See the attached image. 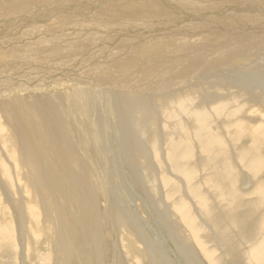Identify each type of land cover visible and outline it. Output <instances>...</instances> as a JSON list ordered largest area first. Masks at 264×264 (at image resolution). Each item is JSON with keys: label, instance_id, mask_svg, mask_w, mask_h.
<instances>
[{"label": "rangeland", "instance_id": "1", "mask_svg": "<svg viewBox=\"0 0 264 264\" xmlns=\"http://www.w3.org/2000/svg\"><path fill=\"white\" fill-rule=\"evenodd\" d=\"M40 1H42L41 3L44 2L47 3L46 1H51V0H40ZM59 1L64 2L65 5H62L61 8L60 6H57L56 10L55 9L53 10L54 14L49 13L47 10L37 12L36 11L37 9H35V7L28 5V3H31L28 0L0 1L1 2L0 10L3 9L0 12L4 11L3 14L0 13V26L3 29L7 25V28H5V30L3 29L4 31L0 27V53H1L0 55V121L3 120L0 126H4V128L0 130V247L2 248V249L0 248V264H114V263L115 264H212V262L215 264V262L213 261L214 260L213 257L210 255L211 249L212 250L214 249L215 256L217 260H219L220 264H249V263L262 264L260 259L257 262H254L251 261V259L248 260L247 257L245 256L244 257L247 263L242 260L240 261V263H235L232 260V257H235L237 255L236 253H238V256L240 254L244 255L245 252L244 249L247 248L246 246L247 244L244 245L246 248L245 247L243 248L242 244H240V241H238L242 239L243 235L246 236V231L245 233H241L244 232V230L241 229L242 227L240 226L242 225L240 222L241 218H239L240 214L238 215L235 212H233L232 208L233 207L236 208L237 211L242 210V207L245 206L247 209H251V208L253 209L255 205H257V202H259V198L263 194V190H264L263 188L264 185H262L264 184V178H263L264 171H262L264 170V150H263L264 149V140H263L264 112H261L264 109L263 107H260V111L258 113L256 114L251 113V109L253 107L257 108L258 103H260V101L258 103H256L257 101H253V100L248 102V100L245 99L248 96H247V92L244 91V89H240L239 92H235L233 94L228 92L227 90H223V92L220 91L222 93L219 92L220 94L225 95L227 97L230 96V100H232V103L234 102L233 104L234 107L228 112V114L226 115L227 117L225 116L227 120L224 119L225 124L224 123L222 124L223 127L228 129L229 126L230 129V125H232L234 127L231 126L232 127L231 129L236 130L235 127L237 128L240 127L238 123L241 124L242 122H245V121L240 122L238 121V119L242 120V118L245 117L247 119L246 123L248 122L247 124H249L248 126L251 133L255 134L258 131L257 129H259V131L255 135L258 138H261V135L263 134L262 138L258 139L255 138V135L251 134L248 130V133L245 135V137L241 139L240 144H237V146L231 148L232 150L235 149L234 153L235 154L237 153V155L236 156L233 155V151L229 150V153L230 151L232 152L230 153V156L233 162L232 161L231 162L236 163V160H239L237 161V164H233V165L237 173V180L239 181L236 187L237 196L242 197V199L239 200L238 204L231 206L230 209L232 211L231 217H228L227 211L223 208V206H221L222 203L220 202L219 198H217L216 193L214 191H210V189L207 186L206 187L204 186V192L205 193L207 192L206 195L208 197L210 204L213 207L215 216L209 218L204 214V212L201 211V208L205 209L206 205L204 203L201 204L197 203L198 200L196 201L195 199H193L194 198L193 192L191 190L190 185H188L189 183H187V181L183 178V176H180L181 174L179 175L177 174L179 171L176 170L175 164L174 163L172 164V161L170 160L169 157L170 142L169 143L166 142V139L168 138L167 135L169 134V132H167L168 130V127L166 126L167 123L163 119L162 114L160 115V119H161L160 124L159 125L156 124L151 131L154 133L156 130V134L152 135L150 131H148L149 135H147L146 136L147 138H145V140H148V142L147 143L144 142L145 144L142 143L144 141V138L143 140L141 139L142 137L140 139L138 138L139 137L138 133L140 130L131 131L132 133L130 132L127 133L126 131L127 134L129 133L131 134V136L130 134L129 136L127 135L128 137H132V134H134L133 137L135 138L134 140H132L133 137L129 138L131 142L129 143V149H127L128 151H130V154L132 156L131 155L126 156L121 151L122 142H120L121 138L117 135L116 124L118 121L117 120L118 115L120 114L119 113L120 109H118L119 108V104H118L119 100H117L118 97L133 96L137 98L138 97L142 98L143 103H147L149 101L148 102L149 104L147 103L148 106L151 108V110H155L159 108V106L160 107L162 106L163 104L162 101L165 100L163 99L164 97L167 98L170 96L167 92H169L170 94L174 92H180L182 96L179 97L178 95L179 93H177L176 97L174 98V101H176V99L178 98H182V101L180 100V102L182 103L187 98H189L190 100V96H192L191 98L194 99V97L198 95L197 97H195L194 100L191 99V101H193L194 103L189 101L188 99L187 102L189 101V104L192 106V104H195V100L197 103L199 100L203 99L204 105H206L208 101L211 100V102L209 101V103L207 104V106L209 107L210 106L209 104H212L213 102L212 101L213 94L218 93L217 90L215 89H218L219 86H221L222 88L223 87L228 88L227 86L229 84V87H231L232 79H234L235 76L239 77L238 75H240V77H245L243 72H246L247 75L251 71L256 69V67L257 68L260 67L263 70L264 63L263 61H262L263 64L261 63V57L264 58V42H263L264 31L262 32L261 31L262 28H259L256 25H264V13H263L264 6L263 5H262L263 7L257 6L251 10L244 8L238 9L233 7L232 9L223 12L224 10L222 11L221 8L218 7L225 5L229 6L228 4H226L227 1L228 3H231L234 0H225V1L213 0L214 2L210 4L209 3L203 4L202 0L200 1L201 3L198 0H191L192 2H188L189 0H185V1L167 0V2L165 0H149V1L148 0H100V1L99 0H64V1L59 0ZM168 1H170L171 4H169ZM222 1H224V3H221ZM237 1L240 2V0ZM193 2H195V4ZM216 2L220 3V5H217ZM102 3L103 5L101 6ZM50 5L52 6L51 3ZM11 6H14L16 8ZM71 6H74L73 8H75L76 11H81V13L78 12H73V13L75 15H78L79 18H82V20H84L85 22H87V19L89 21V18L91 16L94 19L91 17L93 20L90 19L91 22H87L86 24L88 25L85 26V24H77L80 20L78 16L72 14L71 17H66L69 18L67 20L65 19V21H67L66 23L65 21L62 20L64 19L63 14L68 9V7ZM9 7L11 9V10L9 9L10 11L7 10ZM26 7H29L27 13H24V15L18 14L21 11H22L21 13L25 12L26 11L25 9H27ZM30 7L32 8V10L30 9ZM210 7H212L211 10H214L213 12H208L211 11ZM217 9H220L221 12L220 11L215 12ZM60 11H64V12L60 13ZM16 12L17 14H15ZM33 12L34 14L31 15L30 13ZM92 12H95L97 14ZM198 12L201 13L198 14ZM187 13L189 14L192 13V14L190 15V17H188ZM27 14L30 15L27 16ZM194 14L195 17H192V15ZM9 15L14 18V19L11 17L9 18L12 19L10 20L11 22L8 20ZM14 15H16L17 17ZM176 16H178V18ZM134 18L138 19V21L134 20ZM15 19L17 20L15 21ZM105 19L107 21H105ZM1 20L3 22L2 24H4L5 21L6 25L4 24L2 26ZM169 20L171 21L173 20L174 22L177 20L178 22L174 23L172 21L173 22L172 24V22ZM182 20L183 23H181ZM20 21L23 22L20 23ZM249 21H254L257 23V24L253 23V25L255 26L258 32L249 29V27L246 24V22ZM14 22L16 23L17 27ZM179 22L181 24H179ZM8 24L14 26V28L12 29L13 32L11 30L12 27L9 26ZM137 24H141V25H137ZM177 24L181 25V28ZM26 25L27 28L23 29V27H26ZM76 25L77 28H75ZM134 25L137 26L134 27ZM176 25L177 28L179 29L177 28L174 29ZM56 26H58V28ZM15 27L18 29H16ZM40 27L43 29V31H40L41 30ZM183 27L186 28L183 29ZM72 29L76 30V33L70 36L69 31H71ZM172 29H174L175 31ZM191 29L192 31L190 32ZM202 29L206 31H203ZM8 30L11 31V34L10 31ZM51 30L52 31L54 30L53 31L54 33ZM138 30L140 31L142 30L144 32L141 31L142 32L141 33ZM158 30L161 31L158 32ZM211 30L217 31L215 32L217 34H215L214 32H210ZM32 31H34L33 34ZM260 31L262 33H260ZM22 32H23L22 34L23 36L21 35ZM38 32L41 33L38 34ZM126 32L128 35H125ZM152 32H154V34ZM183 32H186L185 34H187V36L186 35L185 36L187 37V39L184 36ZM188 32L191 34H188ZM1 33H7L8 35ZM55 33L57 34V37ZM150 33L151 36L149 35ZM180 33L183 34V37ZM31 34L32 36L30 37L29 35ZM137 34L138 36H136ZM199 34H201L202 36H200ZM140 35L142 37H140ZM209 35L213 38L207 37L209 40L208 41L206 36ZM20 36H22L21 39ZM119 36L122 37V39L123 37L125 39L123 40L120 39L119 41H115L114 44L113 43L107 44L108 41L114 40L113 38ZM193 36H195L196 38ZM199 36L200 37L205 36V37L202 39ZM10 37L12 39L13 37L16 38L12 40ZM23 37H26V41H24ZM156 37H158V39ZM1 38H3V40H1ZM30 38L32 40H28ZM52 38L54 39V42H52L53 41ZM128 38L130 40H128ZM205 39L206 41H204ZM179 40L181 41L183 40V42L181 41L179 42ZM219 41L220 43H217ZM36 42L39 44L37 45ZM40 42H44L43 45ZM46 42L47 43L50 42V43L46 45ZM215 43L218 45H216ZM99 44L100 45L102 44L101 47ZM11 45H13L14 47H12ZM36 45L38 47H36ZM56 46H58L59 48ZM111 46L114 47L112 48ZM188 47L190 49H187ZM192 47H194V49ZM21 48H23V50ZM166 48L169 50H167ZM181 48L183 49V51H180L182 50ZM5 50L8 51L6 52ZM24 50L26 54L24 53ZM118 50L119 53L117 54L122 56V58L121 59L120 57L116 59L111 58L113 56L112 54L118 56L115 54L116 51L118 52ZM184 50H186L185 52L188 53H185ZM210 50L214 52L213 55H211L212 52ZM218 50L223 51L221 52V57L220 54H217ZM60 51L62 52L65 51L66 54ZM207 52L209 53V55ZM174 53H176V55ZM192 53L193 55H191ZM23 54L25 57L23 56ZM166 54L168 57L165 56ZM106 58L107 59L111 58L112 60H108V62L106 63L105 62ZM177 58L179 59L177 60ZM4 60L5 62H3ZM102 62L105 63L104 65L100 66V63ZM125 63L128 64L125 65ZM186 63H188L187 66H184ZM88 64L89 65L91 64V66H89ZM129 64L131 65L129 66ZM259 64L260 65L262 64V67L259 66ZM121 65L124 67H122ZM98 66L101 68H99ZM252 66L253 68H251ZM107 67L110 68L111 70L107 69ZM172 67L177 68V70L174 71ZM91 68H93L92 69L93 71L91 70ZM132 68L136 70L138 68L141 71L138 70V72H135V74L133 73L131 74L130 72ZM114 69L116 70V72L118 71L119 73L118 72L116 73ZM161 69L162 71L161 73H159ZM150 70L151 72L149 73ZM109 73L111 75L109 77L110 79L107 77V75L109 76ZM103 76H105L106 78H104ZM120 76H122V78ZM96 78H98L99 81ZM109 80L110 81L112 80L113 82L111 81L110 84ZM208 82L211 84V86L212 85L214 86V84L216 83L214 87L217 86L218 88L217 87L214 88L213 86L210 88ZM220 82L221 84H223V86L220 84ZM197 90H199V92H196ZM225 92L227 93V95ZM254 92H256L257 94L260 93L264 96V92L262 90L257 89L256 91L254 90ZM183 94H185L187 98L184 97ZM220 94H218V96ZM234 94L236 96H234ZM205 97L206 99L209 100L206 101ZM241 100L247 101L249 103L248 110L244 111L243 109H241V105H240L242 103ZM77 101H79V104L77 103ZM160 101L162 103H159ZM197 104H195L193 107H198V106H200L201 108L205 107L204 105H202L203 104L202 101L201 102L199 101ZM48 105L52 106L55 110H53ZM236 108H238V110ZM31 110L38 111L39 114H42L43 112V114L48 117L46 119L47 122H44L45 118L43 117L42 114V118H43L42 123L44 124L43 126L46 128V132L48 133L47 135L48 138L44 137L43 135H41L40 138V133H38V131L39 128L42 127L41 125L42 123L37 125L36 127L34 126L35 123H33L32 125V121H31L30 124L32 127L31 128L28 127V125L30 124L29 122L27 123L28 119L26 120L25 117L28 116L27 118H29L28 114L30 113ZM240 110L242 112H240ZM54 111H57L60 117L62 118L64 117L65 121L63 122V124L65 123L66 124V125L64 124L65 127L69 128V129L66 128V132L68 135L67 136L68 139L72 142V144L74 143L73 153L76 159L75 164H71L66 159V156L65 155L63 156V153H61V149L57 147V146L61 147L62 145V143H59L61 141L59 140L60 138L59 139L57 138L58 132L60 131L59 128L60 126L57 125L56 122H54V120H52L53 118L50 117L51 118L50 119L48 115V113L55 114ZM9 112H14L15 116H13L12 113L10 115ZM24 113L27 114V116ZM236 113L237 116L235 117ZM8 114H9L8 117H12V119L14 117L15 120L18 119L16 120L17 122L15 124L16 127L14 126L11 127L13 123L9 124L8 122L9 118L7 117L6 119L5 117ZM19 114L20 116H16ZM251 114H252V120L248 118L249 115L251 117ZM151 117H154V119H156L158 116L157 117L156 115L154 116V112H152ZM19 118H21L22 120L21 119L19 120ZM62 118L61 120H63ZM48 120H50V122L52 121L53 125L49 124L50 122ZM157 120L158 119H156L155 121ZM164 121L166 124L164 123ZM18 124H20L19 127ZM23 124L25 125L24 127L22 126ZM47 125L49 127H47ZM50 125L52 127H50ZM122 125H124V123ZM21 127H23L24 129ZM79 127H83L85 130V134L83 133L82 136H81V129ZM251 127L253 130H251ZM23 131L26 132L25 137L26 136L30 137V139L29 138L27 139V137L25 139V137L22 136L23 142L20 143L21 141L20 137L21 135H24ZM142 131L146 132L147 130H142ZM163 131L164 133H162ZM18 133L20 137L17 136ZM35 134L39 136L38 139ZM33 135L34 138L32 140ZM154 135L156 137H154L153 139ZM166 136L167 138H165ZM51 137H53L54 139H51ZM152 139H153V144L150 143V140ZM27 140L28 141L31 140V142L29 141V143H27L26 142ZM62 140L67 144L64 135L62 137ZM171 140L174 141V137H172ZM253 142L254 143L256 142V144L254 145ZM7 143H11V144L7 145ZM32 143H34V146H32L33 145ZM135 143L137 144L141 143L145 146L146 144H149L148 145L149 147L146 146L148 152L142 153L141 155L140 152L135 150L136 149L134 148ZM12 144L14 146L16 145L17 146L14 147ZM45 144L47 146H45ZM153 145L154 147H156V145L157 146L160 145V146L154 149ZM257 145L259 147H257ZM23 146H24V150H23ZM40 147L42 148V150ZM160 147L162 149H160ZM249 147H253L252 148L253 150L249 149ZM17 148L19 150H17ZM244 148L247 150H245ZM253 151L255 152L253 160L257 159V162L261 164V168H260L261 171L259 173L256 172V170H258V167L253 168L250 165V162L246 161L245 158L247 156L252 155ZM21 152H23V155ZM27 152L29 153V156ZM195 153L200 155L199 150H196ZM234 158H236V160H234ZM261 158L263 160L262 161L263 163L261 162ZM19 159L21 160L19 161ZM201 160L200 161L196 160V162L199 163L197 164V167L199 169L198 177L200 178V181L202 180L203 175L207 171L206 169L204 171L203 169L204 166L201 163ZM42 162L43 163L45 162L44 164H42L44 167H42L40 164ZM192 162H193L192 164H195V160L194 161L192 160ZM239 162H241L242 164H239ZM53 163L56 164V167L55 164ZM100 163L102 166L100 165ZM235 166L238 167L236 168ZM251 167L255 170V172L252 170ZM52 168H54L56 172L52 170ZM247 170H249L250 175L248 174ZM56 173L60 177H58V175H56L57 176L56 177L55 176ZM139 174L142 175V178L144 176L145 181L140 177ZM148 174L151 175L150 182L147 181ZM259 176L261 177L262 180L259 179L260 178ZM56 180L59 182H57ZM245 180L248 182L247 185L243 183V181ZM167 181H169V183ZM45 182H47V184ZM69 182L71 183V185L73 184L74 187L69 185ZM49 183H51L53 186H51V184ZM185 183L188 186H186ZM92 184L94 185V187ZM176 186H179L181 188V199L184 200V202H186L189 205L188 207L191 208L190 215H192L194 218H197L195 219L196 222L198 223L199 226L201 225L200 226L201 228L203 227L202 229L203 233L204 232L206 233V234L204 233V237H203L205 240L201 238L200 235H197L195 231L189 228V224L187 223L186 218H184L185 215L183 211L181 212V210H179L178 207L176 206L177 204H180L182 201H180L179 198L177 200L176 197L173 198L171 195H169V193L174 195L173 189ZM44 187H46V192ZM82 187L84 189L83 192L85 194H83V192H80ZM106 187L107 189H105ZM49 188L52 189L50 190ZM70 188L72 190H70ZM252 189L256 191L252 192ZM49 191L50 193L53 194H50ZM248 191L252 197L249 195ZM251 192L254 194H252ZM77 195L80 198H78ZM121 196H125V197L120 199ZM76 198L78 199L76 200ZM86 200L89 202H85ZM53 202L54 203L57 202V203L52 204ZM113 202L116 203V205ZM110 204H112L111 207ZM216 204H218L217 207ZM34 206L38 208H35ZM218 206L219 209H217ZM115 207H117V209H115ZM20 209H24V210L22 211ZM27 210L28 211L31 210L30 211L31 213L30 212L28 213ZM109 212H111L110 215H108ZM202 214L203 216H205V218L202 216ZM113 216H115L117 219ZM32 217L36 220H34ZM57 219H59V221ZM207 220H209V222ZM231 220L236 221V224L229 225L230 223H232ZM62 221H64V223ZM51 223H54L53 226ZM233 225L234 227H232ZM238 226L240 227L239 229ZM52 227H54V229ZM57 227L58 229H56ZM233 228L236 229L234 230ZM222 230H226V231H222ZM226 232L232 235L231 239L226 238L225 236ZM219 233L221 236L219 235ZM62 235L65 238L68 237V241L67 238L66 241L64 239H61ZM58 238L59 240L61 239L60 240L61 242L62 240H64L62 242L64 246H62V243H61L62 247L58 245L59 244ZM92 238H93V242H92ZM198 239L201 243L200 242L198 243L197 241ZM220 239H222V241ZM223 239L226 242H224ZM64 242H66V244L68 243L70 246L68 244L66 245ZM210 242H212L213 244L212 243L210 244ZM227 242L229 245H227ZM4 243L7 244L5 245ZM224 244L227 246H225ZM6 246H9L13 252L8 257L5 255L8 253L7 250L5 249ZM186 251H189V253ZM230 251L232 253H230ZM191 253L192 256L190 255ZM62 255L64 256V258L61 257ZM209 257L211 260L209 259Z\"/></svg>", "mask_w": 264, "mask_h": 264}, {"label": "bare ground", "instance_id": "2", "mask_svg": "<svg viewBox=\"0 0 264 264\" xmlns=\"http://www.w3.org/2000/svg\"><path fill=\"white\" fill-rule=\"evenodd\" d=\"M1 1V0H0ZM4 1H6V0H4ZM23 1V0H22ZM27 1V0H26ZM28 1H30L31 3H28V5H30V6H32V7H35V9H37L36 11L37 12H39V11H45V10H47L49 13H52V14H54V9L56 10V7L57 6H60V8H61V6L62 5H65V3L64 2H60L59 0H51V1H46L47 3H41L42 1H40V0H28ZM64 1V0H63ZM100 1V0H99ZM149 1V0H148ZM166 2H167V0H165ZM171 1V0H170ZM170 1H168L169 2V4H171L170 3ZM175 1V0H174ZM185 1V0H184ZM199 2L201 1V0H198ZM203 2V4H206V3H213L214 1L213 0H202ZM225 1V0H224ZM224 1H222L221 3H224ZM12 2H14V1H12ZM188 2H192L191 0H189ZM1 3V2H0ZM19 3V2H18ZM18 3H16V4H18ZM21 3V2H20ZM24 3H25V1H24ZM50 3L52 4V6L50 5ZM64 3V4H63ZM194 4H195V2H193ZM201 3V2H200ZM217 3V2H216ZM226 3V2H225ZM7 4V3H6ZM5 4V5H6ZM15 4V5H16ZM27 4V3H26ZM168 4V3H167ZM175 4V3H174ZM226 4H228L229 6H227V5H225V6H219L218 8H221V10L223 11V12H225L226 10H229V9H232L233 7H235V8H238V9H241V8H244V9H253V8H255V7H257V6H261V7H263L264 6V0H240V2L239 1H237V0H234L233 2H231V3H228V1H227V3ZM1 5V4H0ZM9 5H11V4H9ZM103 5V3L101 4V6ZM166 5V4H165ZM192 5V4H191ZM217 5H220V3H217ZM263 5V6H262ZM17 6V5H16ZM25 6H27V5H25ZM171 6H173V5H171ZM8 7V6H7ZM11 7H14V6H11ZM18 7V6H17ZM63 7H65V6H63ZM74 6H71V7H68V9L66 10L65 8V13L63 14L64 15V19H62L63 21H65V19L67 20V19H69V18H66V17H71V15L72 14H74L73 12H78V13H81V11H76L75 10V8H73ZM168 7V6H167ZM177 7V6H176ZM178 7H180V6H178ZM214 7V6H213ZM1 8H3V7H1ZM14 8H16V7H14ZM21 8V7H20ZM19 8V9H20ZM27 9H25L26 11L25 12H23V13H18V14H23L24 15V13H27V10H28V8L29 7H26ZM59 8V7H58ZM171 8V7H170ZM172 8H175V7H172ZM10 9V7L7 9V10H9ZM30 9L32 10V8L30 7ZM212 9V7H210V10ZM214 9V8H213ZM257 9V8H256ZM1 10H3V9H1ZM0 10V11H1ZM11 10V9H10ZM9 10V11H10ZM24 10V9H23ZM30 10V11H31ZM167 10H169V9H167ZM258 10V9H257ZM18 11V10H17ZM35 11V10H34ZM247 11H249V10H247ZM4 12V11H3ZM3 12H0V13H2L3 14ZM14 12H15V10H14ZM62 12H64V11H60V13H62ZM168 12V11H167ZM170 12V11H169ZM241 12V11H240ZM253 12V11H252ZM255 12H257V11H255ZM6 13V12H5ZM29 13V12H28ZM36 13V12H35ZM77 13V14H78ZM82 13H84V12H82ZM86 13V12H85ZM90 13V12H89ZM88 13V14H89ZM92 13H95V12H92ZM114 13H116V12H114ZM264 13V12H263ZM14 14V13H13ZM15 14H17V12L15 13ZM31 15L32 14H34V12L33 13H30ZM29 14V15H30ZM95 14H97V13H95ZM101 14H103V13H101ZM170 14V13H169ZM178 14H180V13H178ZM187 14H189V13H187ZM28 14H27V16H29ZM41 15V14H40ZM75 15V14H74ZM73 15V16H74ZM93 15V14H92ZM107 15V14H106ZM171 15V14H170ZM3 16V15H2ZM5 16V15H4ZM14 16H16V15H14ZM75 16H78V15H75ZM74 16V17H75ZM94 16V15H93ZM110 16V15H109ZM113 16V15H112ZM7 17V16H6ZM11 16L9 15V17H8V20L10 21V20H12V19H9ZM17 17V16H16ZM15 17V18H16ZM23 17V16H22ZM61 17V16H60ZM86 17V16H85ZM92 17V16H91ZM89 18V21H88V19H87V22H91L90 21V19L91 20H93L92 18ZM108 17V16H107ZM150 17V16H149ZM169 17V16H168ZM177 18H178V16H176ZM175 17V18H176ZM188 17H190V15H188ZM11 18H13V17H11ZM20 18V17H19ZM28 18V17H27ZM27 18H24V19H27ZM77 18V17H76ZM78 18H79V16H78ZM88 18V17H87ZM176 18V19H177ZM7 19V18H6ZM5 19V20H6ZM14 19V18H13ZM18 19V18H17ZM17 19H15V21L17 20ZM23 19V18H22ZM21 19V20H22ZM29 19V18H28ZM86 19V18H85ZM104 19V18H103ZM156 19V18H155ZM166 19V18H165ZM186 19V18H185ZM185 19H183V20H185ZM255 19V18H254ZM79 22L77 23V24H85V26L86 25H88V24H86L87 22H85L84 20H82V18H79ZM130 20V19H129ZM134 20H137L138 21V19H135L134 18ZM142 20V19H141ZM174 20V19H173ZM172 20V21H173ZM183 20L181 21V23H183ZM19 21V20H18ZM18 21H17V23H18ZM24 21V20H23ZM23 21H20V23L21 22H23ZM27 21V20H26ZM69 21V20H68ZM75 21V20H74ZM81 21H84V22H81ZM105 21H107L106 19H105ZM116 21V20H115ZM119 21V20H118ZM127 21V20H126ZM133 21V20H132ZM140 21V20H139ZM143 21H145V20H143ZM169 21H171V20H169ZM171 21V22H172ZM11 22V21H10ZM32 22V21H31ZM66 23H67V21H65ZM72 22V21H71ZM94 22V21H93ZM97 22V21H96ZM122 22V21H121ZM128 22V21H127ZM174 22V21H173ZM173 22H172V24H173ZM175 22H178L177 20L175 21ZM174 22V23H175ZM3 22H2V20H1V25L3 26L6 22L4 21V24H2ZM15 23V22H14ZM27 23V22H26ZM46 23V22H45ZM61 23V22H60ZM98 23V22H97ZM112 23V22H111ZM135 23V22H134ZM141 23V22H140ZM154 23V22H153ZM153 23H151V24H153ZM180 22H179V24H181ZM11 24V23H10ZM30 24V23H29ZM99 24V23H98ZM136 24V23H135ZM150 24V23H149ZM185 24V23H184ZM183 24V25H184ZM6 25V24H5ZM9 25V24H8ZM15 25H16V23H15ZM24 25V24H23ZM32 25H33V23H32ZM132 25H133V23H132ZM137 25H141V24H137ZM136 25V26H137ZM144 25H146V24H144ZM178 25V24H177ZM177 25H176V27H174V29L175 28H177ZM9 26H11L12 28H11V30L14 28V26H12V25H9ZM19 26H21V25H19ZM18 26V27H19ZM29 26V25H28ZM31 26V25H30ZM41 26V25H40ZM135 25H134V27H136ZM146 26H148V25H146ZM173 26V25H172ZM178 26H180V28H181V25H178ZM185 26V25H184ZM1 27V26H0ZM16 27H17V25H16ZM15 27V28H16ZM37 27V26H36ZM49 27V26H48ZM47 27V28H48ZM57 28H58V26H56ZM66 27V26H65ZM69 27V26H68ZM70 27H71V25H70ZM69 27V28H70ZM80 27H81V25H80ZM5 28H7V25H6V27ZM5 28H3L4 30H5ZM9 28V27H8ZM25 28H27V25H26V27H23V29H25ZM41 28V27H40ZM44 28V27H43ZM75 28H77V25H76V27ZM78 28H79V26H78ZM150 28V27H149ZM184 28H186V27H183V29ZM202 28V27H201ZM200 28V29H201ZM207 28V27H206ZM208 28H210V27H208ZM1 29H2V27H1ZM2 29V30H3ZM16 29H18V28H16ZM21 29V28H20ZM19 29V30H20ZM29 29V28H28ZM27 29V30H28ZM38 29V28H37ZM45 29V28H44ZM50 29V28H49ZM63 29H64V27H63ZM129 29V28H128ZM148 29V28H147ZM174 29H172V30H174ZM177 29H179V28H177ZM190 29V28H189ZM188 29V30H189ZM212 29V28H211ZM217 29V28H216ZM225 29V28H224ZM3 30V31H4ZM15 30V29H14ZM36 30V29H35ZM40 30V29H39ZM54 30H56V29H54ZM53 30V31H54ZM135 30V29H134ZM156 30V29H155ZM203 30V29H202ZM201 30V31H202ZM260 30V29H259ZM8 31H10V30H8ZM40 31H43V29L41 28V30ZM45 31V30H44ZM52 31V30H51ZM52 31V32H53ZM138 31H140V30H138ZM142 31V30H141ZM140 31V32H141ZM147 31V30H146ZM145 31V32H146ZM157 31V30H156ZM161 31V30H160ZM159 30H158V32H160ZM175 31V30H174ZM177 31V30H176ZM180 31V30H179ZM184 31V30H183ZM192 31V29L190 30V32ZM197 31V30H196ZM203 31H206V30H203ZM250 31H252V30H250ZM257 31V30H256ZM262 32L264 31L263 29L261 30ZM260 31V33H262ZM7 32V31H6ZM12 32H13V30H12ZM15 32V31H14ZM17 32V31H16ZM33 32L34 31H32V34H33ZM37 32V31H36ZM58 32V31H57ZM62 32V31H61ZM63 32H65V31H63ZM67 32V31H66ZM129 32H130V30H129ZM143 32V31H142ZM141 32V33H142ZM168 32V31H167ZM169 32H170V30H169ZM168 32V33H169ZM181 32V31H180ZM208 32V31H207ZM210 32H217V31H213V30H211ZM220 32V31H219ZM244 32V31H243ZM258 32V31H257ZM18 33H20V32H18ZM17 33V34H18ZM39 33H41V32H38V34ZM54 33V32H53ZM60 33V32H59ZM74 33H76V30H74V29H72L71 31H69V35L70 36H72ZM131 33H132V31H131ZM134 33H135V31H134ZM147 33V32H146ZM153 34H154V32H152ZM156 33V32H155ZM166 33V32H165ZM164 33V34H165ZM184 33V36L186 35L187 36V34H185L186 32H183ZM193 33V32H192ZM198 33V32H197ZM214 33H213V35H214ZM222 33V32H221ZM1 34H7V33H1ZM8 34H9V32H8ZM7 34V35H8ZM10 34H11V31H10ZM23 34V32L21 33V35ZM32 34L31 35H29L30 37L32 36ZM37 34V33H36ZM56 34V33H55ZM119 34V33H118ZM163 34V35H164ZM181 34V33H180ZM188 34H191V33H189L188 32ZM209 34V33H208ZM212 34V33H211ZM215 34H217V33H215ZM254 34V33H253ZM13 35V34H12ZM114 35V34H113ZM125 35H128L127 34V32H126V34ZM131 35H133V34H131ZM135 35V34H134ZM150 36H151V33L149 34ZM182 35V37H183V34H181ZM180 35V36H181ZM198 35V34H197ZM200 36H202L201 34H199ZM207 35V34H206ZM252 35V34H251ZM14 36V35H13ZM16 36V35H15ZM18 36V35H17ZM23 36V35H22ZM22 36H20V39H21V37ZM25 36H26V34H25ZM28 36V35H27ZM35 36V35H34ZM33 36V37H34ZM40 36V35H39ZM58 36H59V34H58ZM123 36H124V34H123ZM136 36H138V34L136 35ZM145 36H147V35H145ZM176 36V35H175ZM178 36V35H177ZM185 36V37H186ZM199 36V37H200ZM32 37V38H33ZM47 37V36H46ZM56 37H57V34H56ZM67 37V36H66ZM120 37V36H119ZM140 37H142L141 35H140ZM165 37V36H164ZM171 37V36H170ZM174 37V36H173ZM193 37H195V36H193ZM198 37V36H197ZM205 37V36H204ZM204 37H200V38H204ZM207 37H211L210 35L209 36H206V38ZM249 37V36H248ZM4 38V37H3ZM3 38H1V40H3ZM11 38V37H10ZM16 37H13V39H15ZM19 38V37H18ZM24 38V41H26V37H23ZM35 38V37H34ZM49 38V37H48ZM104 38V37H103ZM109 38H111V37H109ZM113 38V37H112ZM127 38V37H126ZM144 38V37H143ZM157 39H158V37H156ZM175 38V37H174ZM196 38V37H195ZM211 38H213V37H211ZM217 38V37H216ZM229 38V37H228ZM12 39V38H11ZM12 39V40H13ZM53 39V38H52ZM74 39V38H73ZM121 39H122V37H121ZM123 39H125L124 37H123ZM122 39V40H123ZM145 39V38H144ZM146 39H148V38H146ZM151 39V38H150ZM164 39V38H163ZM179 39V38H178ZM181 39H183V38H181ZM186 39H187V37H186ZM189 39H190V37H189ZM188 39V40H189ZM9 40V39H8ZM28 40H32L31 38L30 39H28ZM34 40V39H33ZM128 40H130L129 38H128ZM153 40V39H152ZM207 40H208V38H207ZM220 40V39H219ZM223 40V39H222ZM11 41V40H10ZM94 41V40H93ZM119 41V40H118ZM143 41V40H142ZM149 41H151V40H149ZM148 41V42H149ZM173 41V40H172ZM181 40H179V42H180ZM196 41H198V40H196ZM204 41H206V39L204 40ZM209 41V40H208ZM218 41V40H217ZM228 41V40H227ZM241 41V40H240ZM260 41V40H259ZM30 42V41H29ZM28 42V43H29ZM34 42V41H33ZM52 42H54V39H53V41ZM176 42V41H175ZM181 42H183V40L181 41ZM201 42V41H200ZM214 42H215V40H214ZM223 42V41H222ZM221 42V43H222ZM239 42V41H238ZM264 42V41H263ZM37 43V42H36ZM40 43H42V45H43V43L44 42H40ZM48 43H50V42H48ZM47 42H46V45L48 44ZM77 43V42H76ZM98 43V42H97ZM137 43V42H136ZM135 43V44H136ZM146 43H147V41H146ZM177 43V42H176ZM190 43H192V42H190ZM196 43V42H195ZM194 43V44H195ZM217 43H220V41L219 42H217ZM249 43V42H248ZM250 43H251V41H250ZM39 43H37V45H38ZM62 44V43H61ZM83 44V43H82ZM103 44V43H102ZM101 44V45H102ZM112 44V43H111ZM114 44V43H113ZM154 44V43H153ZM156 44V43H155ZM159 44V43H158ZM183 44V43H182ZM186 44V43H185ZM193 44V45H194ZM216 44V43H215ZM223 44V43H222ZM14 45V44H13ZM13 45H11L12 47H14ZM17 45V44H16ZM36 45V47H38ZM65 45V44H64ZM81 45V44H80ZM90 45V44H89ZM100 45V44H99ZM101 45H100V47H101ZM139 45V44H138ZM137 45V46H138ZM149 45V44H148ZM192 45V44H191ZM198 45H199V43H198ZM198 45H197V48H198ZM216 45H218V44H216ZM246 45V44H245ZM261 45V44H260ZM40 46V45H39ZM50 46V45H49ZM53 46V45H52ZM59 46V45H58ZM58 46H56V47H58ZM79 46V45H78ZM105 46V45H104ZM135 46V45H134ZM133 46V47H134ZM187 46V45H186ZM203 46V45H202ZM205 46V45H204ZM221 46V45H220ZM242 46V45H241ZM9 47V46H8ZM51 47V46H50ZM74 47V46H73ZM80 47V46H79ZM107 47V46H106ZM112 47V46H111ZM114 47V46H113ZM112 47V48H113ZM165 47V46H164ZM167 47V46H166ZM176 47H178V46H176ZM185 47V46H184ZM209 47V46H208ZM214 47V46H213ZM218 47V46H217ZM231 47H232V45H231ZM246 47V46H245ZM15 48H18V47H15ZM59 48V47H58ZM92 48V47H91ZM152 48H154V47H152ZM168 48V47H167ZM166 48V49H167ZM179 48H180V46H179ZM186 48V47H185ZM193 49H194V47H192ZM199 48H200V46H199ZM207 48V47H206ZM230 48V47H229ZM22 50H23V48H21ZM41 49V48H40ZM44 49V48H43ZM63 49V48H62ZM128 49V48H127ZM182 49V48H181ZM187 49H190L189 47L187 48ZM186 49V50H187ZM214 49V48H213ZM220 49V48H219ZM226 49V48H225ZM234 49V48H233ZM246 49V48H245ZM38 50V49H37ZM46 50V49H45ZM73 50V49H72ZM71 50V51H72ZM74 50H76V49H74ZM167 50H169V49H167ZM166 50V51H167ZM186 50H184V52L186 51ZM205 50V49H204ZM212 50V49H211ZM210 50V51H211ZM221 50H223V49H221ZM228 50V49H227ZM242 50V49H241ZM6 52L8 51V50H5ZM15 51V50H14ZM33 51V50H32ZM48 51V50H47ZM70 51V52H71ZM93 51V50H92ZM103 51V50H102ZM140 51V50H139ZM180 51H183V49L182 50H180ZM207 51V50H206ZM205 51V52H206ZM262 51V50H261ZM2 52H3V50H2ZM17 52V51H16ZM46 52V51H45ZM60 52H62V51H60ZM69 52V51H68ZM97 52H98V50H97ZM134 52V51H133ZM132 52V53H133ZM136 52H137V50H136ZM209 52V51H208ZM207 52V53H208ZM212 52V51H211ZM221 52H223V51H219L218 50V53L217 54H220V57H221ZM225 52V51H224ZM13 53V52H12ZM24 53H25V50H24ZM62 53H65V51L64 52H62ZM114 53V52H113ZM117 53H119V50H118V52L116 51V55H118ZM170 53H171V50H170ZM180 53V52H179ZM185 53H188V52H185ZM198 53V52H197ZM213 53L214 52H212V54L211 55H213ZM229 53V52H228ZM241 53V52H240ZM244 53V52H243ZM5 54H7V53H5ZM11 54V53H10ZM26 54V53H25ZM66 54V53H65ZM129 54V53H128ZM138 54V53H137ZM175 55H176V53H174ZM181 54V53H180ZM195 54V53H194ZM245 54V53H244ZM0 55H1V53H0ZM3 55V54H2ZM22 55V54H21ZM71 55V54H70ZM88 55V54H87ZM113 56L111 57V58H119L120 57V59L122 58V56H120V55H118V56H115L114 54H112ZM130 55H131V53H130ZM133 55V54H132ZM142 55V54H141ZM191 55H193V53L191 54ZM208 55H209V53H208ZM210 55V56H211ZM6 56V55H5ZM23 56H24V54H23ZM165 56H167V54L165 55ZM25 57V56H24ZM109 57V56H108ZM134 57H135V55H134ZM168 57V56H167ZM170 57V56H169ZM173 57V56H172ZM208 57V56H207ZM218 57V56H217ZM58 58V57H57ZM111 58H106L105 59V62L107 63L108 62V60H112ZM129 58V57H128ZM188 58V57H187ZM211 58V57H210ZM209 58V59H210ZM227 58H228V56H227ZM120 59H117V60H120ZM132 59V58H131ZM130 59V60H131ZM179 58H177V60H178ZM192 59V58H191ZM213 59V58H212ZM222 59H224V58H222ZM235 59H237V58H235ZM234 59V60H235ZM114 60V59H113ZM233 60V61H234ZM26 61V60H25ZM157 61V60H156ZM165 61H167V60H165ZM185 61V60H184ZM229 61V60H228ZM246 61V60H245ZM262 61H263V63H264V58H262L261 57V63H262ZM3 62H5V60L3 61ZM28 62V61H27ZM94 62V61H93ZM104 62V63H105ZM111 62V61H110ZM124 62H125V60H124ZM158 62V61H157ZM161 62V61H160ZM235 62V61H234ZM104 63L102 62V63H100V66L101 65H104ZM115 63V62H114ZM144 63V62H143ZM262 63V64H263ZM15 64V63H14ZM26 64V63H25ZM25 64H23V65H25ZM53 64V63H52ZM91 64H93V63H91ZM91 64L89 65V66H91ZM126 64H128V63H125V65ZM145 64V63H144ZM187 64L188 63H186L184 66H187ZM233 64V63H232ZM236 64V63H235ZM262 64L260 65L259 64V66H261L262 67ZM16 65V64H15ZM37 65V64H36ZM94 65H96V64H94ZM97 65H99V64H97ZM124 65V64H123ZM131 64H129V66H130ZM154 65V64H153ZM152 65V66H153ZM14 66V65H13ZM88 66V67H89ZM116 66V65H115ZM122 66V65H121ZM183 66V65H182ZM94 67V66H93ZM99 67V66H98ZM122 67H124V66H122ZM225 67V66H224ZM256 67V66H255ZM32 68V67H31ZM90 68V67H89ZM99 68H101V67H99ZM173 68V70L175 71V70H177V68H174V67H172ZM207 68V67H206ZM251 68H253V66L251 67ZM88 69V68H87ZM93 68H91V70H92ZM107 69H109V70H111L110 68H108L107 67ZM127 69H129V68H127ZM159 69V68H158ZM39 70V69H38ZM115 70V69H114ZM118 70V69H117ZM120 70V69H119ZM136 69H134V68H132V70H131V74L133 73V74H135V72H138V68H137V70L135 71ZM165 70V69H164ZM245 70V69H244ZM243 70V71H244ZM260 70V71H259ZM264 70V69H263ZM262 70V68H260V67H256V69H254L253 71H251L249 74H247L246 75V72H243L244 73V76L245 77H240V75H238L239 77H236L235 76V78L234 79H232V85H231V87H229V84H228V88H225V87H221V86H219V88L218 89H215V90H217V92L218 93H214L213 94V96H212V98H213V102H212V104H209L210 106L208 107L207 106V104L209 103V101L211 102V100H209V99H206V97H205V99H206V101H208V103L206 104V105H204V100L202 99V100H199L200 102L202 101L203 102V104L202 105H204L205 107H200V106H198V107H193L195 104H197L196 103V100H195V104H192V106L189 104V101H191V99L192 100H194L195 99V97H197L198 95H196L195 97H194V99L193 98H191L192 96H190V100H189V98H187L186 96H185V94H183L184 95V97H186L189 101L187 102V99L186 100H184L182 103L180 102V100L182 101V98H178V99H176V101H174V98L176 97V95H177V93H179L178 95H179V97L180 96H182V94H180V92H174V93H172V94H170L169 92H167L170 96L169 97H167V98H163V99H165V100H163L162 102H163V104H162V106L160 107L159 106V108H157V109H155V110H151V108L148 106V104L147 103H143V100H142V98H137V97H133V96H122V97H118V99L117 100H119V102H118V104H119V108L118 109H120L119 110V115H118V121H117V124H116V131H117V135L121 138L120 140V142H122V148H121V151L126 155V156H130L131 154H130V151H128L127 149H129V143L131 142L130 141V139L129 138H132L133 137V135L134 134H132V137H128L129 136V134L130 133H132L131 131H139V139L141 138L142 140H143V138H144V141L142 142V143H144V142H148V140H145V138H147L146 136L147 135H149V133H148V131H150V133L153 135V134H156V130H155V132L153 133V132H151L152 131V129L155 127V125L156 124H160V121H161V119H160V115L162 114L163 115V119L166 121V123H167V127H168V130H167V132H169V134L167 135L168 136V138H167V136L165 137V138H167L166 139V142H170V147H169V151H170V153H169V157H170V160L172 161V164L174 163L175 164V167H176V170L177 171H179L177 174L179 175V174H181L180 176H183V178L187 181V183H189L188 185H190V187H191V190H192V192H193V199H195L196 201H197V203H204L205 205H206V208L204 209H202L201 207V211L202 212H204V214L207 216V217H209V218H212V217H214L215 216V214H214V210H213V207H212V205L210 204V202H209V200H208V197H207V192L205 193L204 192V186L206 187H208L209 189H210V191H214L215 193H216V195H217V198H219V200H220V202L222 203L221 204V206H223V208L227 211V214H228V217H231L232 216V211L233 212H235L236 214H240V217L239 218H241V224L242 225H240L242 228L241 229H243L244 230V232H241V233H245V231H246V236L245 235H243L242 236V239H240V240H238V241H240V244H242V246H243V248L245 247L244 245H246L247 246V248L246 249H244L245 250V252H244V255L243 254H240L239 256H238V253H236L237 255L235 256V257H232V260H233V262H235V263H240V261L242 260V261H244V262H246V259H245V257H247V259L249 260V259H251V261H254V262H257L259 259H260V261H261V263L262 264H264V190H263V194L261 195V197L259 198V202H257V205H255V207L252 209H247L246 208V206L245 207H242V210H240V211H237L236 210V208H232V211L230 210L231 209V206H234V205H236V204H238V202H239V200H241L242 199V197L241 196H237V183L239 182L238 180H237V173H236V170H235V168H234V165L233 164H237V161H239V160H236V158H234V160H236V163H232L233 162V160H232V158H231V156H230V153H232L231 151H230V153H229V150H232L231 148L232 147H234V146H237V144H240V141H241V139L243 138V137H245V135L248 133V130H249V124H247L246 123V118L245 117H243L242 118V120H239L238 118V121H245V122H242L241 124H239L238 123V121H237V123H238V125L240 126L239 128H237V127H235L236 128V130H232L231 128L232 127H234V126H232V125H230V129H229V126H228V129H226L225 127H223L222 126V124L225 122L224 121V119H226L225 118V116L228 114V112L234 107V102L232 103V100H230V96H225V95H222V94H220V93H222L223 92V90H227L228 92H230V93H235V92H239L240 91V89H244V91H246L247 92V96L248 97H246L245 99H247L248 100V102L249 101H251V100H253V101H257L256 103H258L259 101H260V103H258V107L257 108H252L251 109V113H253V114H256V113H258L259 111H260V107H263V109H264V96L262 95V94H257L256 92H254V90L256 91L257 89L258 90H262L263 92H264V71ZM8 71V70H7ZM10 71V70H9ZM43 71V70H42ZM76 71V70H75ZM93 71V70H92ZM113 71V70H112ZM122 71H125V70H122ZM139 71H141V70H139ZM153 71V70H152ZM161 71H162V69L159 71V73H161ZM213 71V70H212ZM263 71V72H262ZM115 72H116V70H115ZM118 72V71H117ZM116 72V73H117ZM151 72V70L149 71V73ZM12 73V72H11ZM19 73V72H18ZM28 73V72H27ZM37 73V72H36ZM85 73H87V72H85ZM98 73V72H97ZM119 73V72H118ZM127 73V72H126ZM148 73V74H149ZM154 73V72H153ZM223 73H225V72H223ZM237 73V72H236ZM13 74V73H12ZM16 74V73H15ZM88 74H89V72H88ZM106 74V73H105ZM120 74H122V73H120ZM124 74V73H123ZM200 74V73H199ZM7 75V74H6ZM23 75V74H22ZM27 75V74H26ZM114 75V74H113ZM116 75H119V74H116ZM24 76H25V74H24ZM86 76V75H85ZM99 76V75H98ZM111 75H110V73H109V76L107 75V77L109 78ZM133 76V75H132ZM137 76V75H136ZM195 76V75H194ZM197 76V75H196ZM199 76V75H198ZM2 77V76H1ZM23 77V76H22ZM46 77V76H45ZM49 77V76H48ZM83 77V76H82ZM104 78H106L105 76H103ZM121 78H122V76H120ZM5 78H6V76H5ZM25 78V77H24ZM27 78V77H26ZM107 78V79H108ZM130 78V77H129ZM23 79V78H22ZM21 79V80H22ZM37 79V78H36ZM98 81H99V79L98 78H96ZM106 79V80H107ZM110 79V78H109ZM9 80V79H8ZM103 80V79H102ZM113 80V79H112ZM111 80V81H112ZM118 80V79H117ZM133 80V79H132ZM198 80H199V78H198ZM111 81L109 80V83L111 84ZM114 81V80H113ZM112 81V82H113ZM151 81V80H150ZM197 81V80H196ZM214 81V80H213ZM215 81H217V80H215ZM219 81V80H218ZM227 81V80H226ZM115 82V81H114ZM148 82V81H147ZM16 83V82H15ZM17 83H19V82H17ZM49 83V82H48ZM118 83V82H117ZM209 83V82H208ZM213 83V82H212ZM228 83V82H227ZM230 83V82H229ZM192 84V83H191ZM216 84V83H215ZM215 84H214V86H215ZM220 84H221V82H220ZM106 85V84H105ZM153 85V84H152ZM159 85V84H158ZM172 85V84H171ZM196 85V84H195ZM209 85H210V88L213 86H211V84L209 83ZM222 86H223V84H221ZM227 85V84H226ZM3 86V85H2ZM90 86H91V84H90ZM89 86V87H90ZM126 86V85H125ZM132 86V85H131ZM130 86V87H131ZM213 86V87H214ZM12 87V86H11ZM216 87H214V88H216ZM6 88V87H5ZM104 88H105V86H104ZM209 88V87H208ZM225 88V89H224ZM101 89V88H100ZM144 89H147V88H144ZM84 90V89H83ZM96 90V89H95ZM117 90V89H116ZM167 90V89H166ZM231 90H232V92H231ZM125 91V90H124ZM169 91V90H168ZM220 91H222V92H220ZM234 91V92H233ZM13 92V91H12ZM114 92H116V91H114ZM128 92V91H127ZM145 92V91H144ZM165 92V91H164ZM172 92V91H171ZM196 92H199V90H197ZM220 92V93H219ZM123 93V92H122ZM184 93V92H183ZM226 93V92H225ZM224 93V94H225ZM241 93V92H240ZM3 94V93H2ZM124 94V93H123ZM129 94V93H128ZM139 94V93H138ZM141 94V93H140ZM143 94V93H142ZM218 94H220L219 96H218ZM135 95V94H134ZM193 95V94H192ZM226 95H227V93H226ZM229 95V94H228ZM231 95V94H230ZM240 95V94H239ZM3 96V95H2ZM140 96V95H139ZM199 96H202V95H199ZM205 96V95H204ZM207 96V95H206ZM234 96H236L235 94H234ZM233 96V97H234ZM238 96V95H237ZM232 97V96H231ZM210 98V97H209ZM236 98V97H235ZM184 99V98H183ZM173 100V101H172ZM233 100H234V98H233ZM180 103H179V102ZM240 101V100H239ZM242 101V100H241ZM73 102V101H72ZM161 101L159 102V103H162ZM191 102H193V101H191ZM247 101H242V103L240 104L241 105V109H243L244 111H246V110H248V103ZM77 103L79 104V101H77ZM81 103V102H80ZM86 103V102H85ZM194 103V102H193ZM206 103V102H205ZM15 104V103H14ZM12 105H13V103H12ZM198 105V104H197ZM196 105V106H197ZM201 105V106H202ZM251 105H253V104H251ZM22 106V105H21ZM48 106H50V105H48ZM16 107V106H15ZM53 110H55L52 106H50ZM256 107V106H255ZM30 108V107H29ZM235 109V108H234ZM237 110H238V108H236ZM25 110V109H24ZM27 110V109H26ZM250 110V109H249ZM74 111V110H73ZM29 112V111H28ZM55 112V114H49L48 113V115H49V118L51 117V118H53L52 120H54V122H56V124L57 125H59L60 127V131L58 132V139L59 140H61L59 143H62V145H61V147H59V146H57L58 148H60L61 149V153H63V156L65 155L66 156V159L71 163V164H75V157H74V153H73V144H72V142L68 139V135H67V132H66V128L67 127H65V125L63 124V122L65 121V119H64V117L62 118V117H60L59 116V114L57 113V111H54ZM152 112H154V116L156 115V119H158L157 121H155L156 119H154V117H151V115H152ZM240 112H242L241 110H240ZM250 112V111H249ZM261 112H264V110L263 111H261ZM11 113L13 114V116H15L14 114V112H9V114L11 115ZM9 114L8 115H6L5 117H6V119H7V117L9 116ZM17 114V113H16ZM21 114V113H20ZM20 114L19 115H16V116H20ZM25 114V113H24ZM38 113V111H33V110H31L30 111V113L28 114L29 115V118H27L28 116H27V114H25L27 117H25V116H23V117H25V119L27 120V123L29 122V124H30V122L32 121V125H33V123H35V125L34 126H36L37 127V125H39V124H41L42 122H43V118H42V114H43V112H42V114H39ZM47 114V113H46ZM243 114V113H242ZM247 114V113H246ZM23 115V114H22ZM234 115V114H233ZM232 116V115H231ZM237 116V113L235 114V117ZM242 116V115H241ZM43 117L45 118L44 120V122H47L46 121V119L48 118L47 116H45L44 114H43ZM227 117V116H226ZM248 117V116H247ZM9 119H8V122H9V124L10 123H13V125L11 126V127H16L15 126V124L17 123L16 122V120H18V119H14V117H13V119H12V117H8ZM17 118V117H16ZM50 118V119H51ZM61 118L63 119V120H61ZM231 118V117H230ZM230 118H228V119H230ZM249 119H251L252 120V114H251V117H250V115H249V117H248ZM3 119V118H2ZM21 118H19V120H20ZM236 119V118H235ZM22 120V119H21ZM42 120V121H41ZM227 120V119H226ZM257 120H258V118H257ZM3 120H1L0 121V124H1V122H2ZM6 121V120H5ZM49 122H50V120H48ZM163 121V120H162ZM165 121H164V123H165ZM236 121V120H235ZM7 122V123H8ZM48 122V123H49ZM234 122V121H233ZM18 123H20V122H18ZM23 123V122H22ZM124 123V125H122ZM165 123V124H166ZM46 124V123H45ZM49 124H51V125H53L52 124V121L49 123ZM225 124V123H224ZM19 125L20 124H18V127H19ZM42 125V127H38L39 128V131H38V133H40V138H41V135H43L44 137H46V138H48V133L46 132V128L43 126L44 124L42 123L41 124ZM50 125V127H52ZM10 126H8V127H10ZM23 127L25 126L24 124L22 125ZM55 126V125H54ZM72 126V125H71ZM70 126V127H71ZM232 126V127H231ZM23 127H21V128H23ZM28 127L29 128H31L32 126H31V124L30 125H28ZM47 127H49L48 125H47ZM124 127H125V129H124ZM255 127H256V125H255ZM4 128V126H0V130H2ZM56 128H57V126H56ZM72 128V127H71ZM80 129H81V136L83 135V133L85 134V130H84V128L83 127H79ZM235 128H233V129H235ZM13 129V128H12ZM24 129V128H23ZM22 129V130H23ZM37 129V128H36ZM67 129H69V128H67ZM32 130V129H31ZM34 130V129H33ZM49 130V129H48ZM54 130V129H53ZM142 130H147L146 132L145 131H142ZM251 130H253L252 129V127H251ZM258 131H259V129H257ZM28 131V130H27ZM50 131H52V130H50ZM58 131V130H57ZM126 131H127V133L128 132H130L129 134H127L126 133ZM164 131H165V129H164ZM164 131L162 132V133H164ZM257 131V132H258ZM18 132V131H17ZM20 132V131H19ZM24 132V135H21V137L19 136V133L17 134V136H19L18 138L21 140H19L20 141V143L21 142H23L22 141V136L23 137H25V131H23ZM249 132H250V130H249ZM253 132H255V131H253ZM256 132V133H257ZM51 133V132H50ZM251 133V132H250ZM255 133V134H256ZM260 133V132H259ZM15 134V133H14ZM21 134H23V133H21ZM161 134V133H160ZM251 134H254V133H251ZM251 134H250V136H251ZM254 134V135H255ZM13 135V134H12ZM27 135V134H26ZM30 135V134H29ZM28 135V136H29ZM36 136H37V139H38V135L37 134H35ZM63 135L65 136V138H66V141H67V144L62 140V137H63ZM73 135V134H72ZM128 135V136H127ZM166 135V134H165ZM253 135V136H254ZM259 135V134H258ZM261 135V134H260ZM263 135V134H262ZM262 135H261V138H262ZM31 136V135H30ZM55 136H57V135H55ZM130 136H131V134H130ZM158 136V135H157ZM249 136V135H248ZM27 137V136H26ZM26 137H25V139H26ZM43 137V138H44ZM154 137H156L155 135L153 136V139H154ZM172 137H174V141L173 140H171L172 139ZM17 138V137H16ZM30 139V137H27V139ZM33 138H34V135H33V137H32V140H33ZM160 138V137H159ZM250 138V137H249ZM252 138V137H251ZM255 138H258L256 135H255ZM261 138H258V139H261ZM51 139H54L53 137H51ZM135 138L133 137V139L132 140H134ZM153 139L152 140H150V143L151 144H153ZM156 139V138H155ZM12 140V139H11ZM35 140V139H34ZM40 140V139H39ZM41 140H43V139H41ZM91 140V139H90ZM119 140V139H118ZM137 140V139H136ZM159 140V139H158ZM171 140V141H170ZM264 140V139H263ZM30 142H31V140H29ZM29 141L27 140L26 142L27 143H29ZM56 141V140H55ZM92 141V140H91ZM96 141H97V139H96ZM138 141V140H137ZM162 141V140H161ZM25 142V141H24ZM263 143V142H262ZM8 144H11V143H7V145ZM13 144H14V142H13ZM12 144V145H13ZM17 144V143H16ZM33 144V145H32ZM32 144H29V145H32V146H34V143H32ZM36 144V143H35ZM41 144V143H40ZM145 144V143H144ZM253 144L255 145L256 144V142L254 143L253 142ZM12 145H10V146H12ZM20 145H22V144H20ZM28 145V144H27ZM149 144H146V146L147 147H149L148 146ZM160 145H162V144H160ZM159 145V146H160ZM261 145V144H260ZM14 146V145H13ZM17 146V145H16ZM16 146H14V147H16ZM45 146H47L46 144H45ZM94 146V145H93ZM132 146V145H131ZM145 145H143V144H137V143H135V146H134V148H136L135 150H137L138 152H140L141 153V155H142V153H146V152H148L147 151V147H146ZM159 146H157L156 145V147H154V145H153V147H154V149H156L157 147H159ZM251 146V145H250ZM162 147V146H161ZM160 147V149H162ZM229 147V148H228ZM257 147H259L258 145H257ZM30 148V147H29ZM41 148V147H40ZM253 147H249V149H251V150H253L252 149ZM254 148H256V147H254ZM260 148H261V146H260ZM142 149V150H141ZM164 149H165V147H164ZM243 149V148H242ZM245 149V148H244ZM11 150V149H10ZM16 150V149H15ZM17 150H19L18 148H17ZM23 150H24V146H23ZM41 150H42V148H41ZM45 150V149H44ZM196 150H199L200 151V155H198L197 153H195L196 152ZM235 150V149H234ZM234 150H232L233 151V155H237V153L235 154L234 153ZM245 150H247V149H245ZM256 150V149H255ZM262 150V149H261ZM264 150V149H263ZM262 150V151H263ZM28 151V150H27ZM76 151H77V148H76ZM258 151V150H257ZM261 151V152H262ZM29 152V151H28ZM27 152V153H28ZM33 152V151H32ZM161 152H162V150H161ZM241 152H243V151H241ZM260 152V153H261ZM12 153V152H11ZM20 153V152H19ZM18 153V154H19ZM22 153V155H23V152H21ZM48 153V152H47ZM55 153V152H54ZM80 153V152H79ZM132 153V152H131ZM3 154V153H2ZM25 154V153H24ZM34 154V153H33ZM32 154V155H33ZM40 154V153H39ZM39 154H38V156H39ZM137 154H139V153H137ZM162 154V153H161ZM239 154H240V152H239ZM242 154H244V153H242ZM241 154V155H242ZM246 154V153H245ZM13 155V154H12ZM14 155H15V153H14ZM43 155V154H42ZM49 155V154H48ZM144 155V154H143ZM254 155H255V152L253 151V153H252V155H250V156H247V157H245L246 158V161H249L250 162V165L253 167V168H257L258 167V170H256V172L257 173H259L261 170H260V168H261V164L259 163V162H257V159L256 160H253V157H254ZM21 156V155H20ZM28 156H29V153H28ZM36 156V155H35ZM44 156V155H43ZM132 156V155H131ZM145 156V155H144ZM260 156V155H259ZM262 156V155H261ZM23 157V156H22ZM25 157V156H24ZM49 157V156H48ZM123 157V156H122ZM240 157V156H239ZM38 158V157H37ZM41 158V157H40ZM64 158V157H63ZM103 158V157H102ZM163 158V157H162ZM65 159V158H64ZM146 159H147V157H146ZM150 159V158H149ZM202 159V160H201ZM239 159V158H238ZM242 159V158H241ZM240 159V160H241ZM21 159H19V161H20ZM151 160V159H150ZM192 160L194 161L195 160V164H192L193 162H192ZM196 160H198V161H200L201 160V163L203 164V169H204V171H205V169L207 170L206 172H205V174L203 175V177H202V180L200 181V178L198 177V173H199V169H198V167H197V164H199L198 162H196ZM243 160V159H242ZM241 160V161H242ZM245 160V159H244ZM25 161V160H24ZM39 161V160H38ZM42 161V160H41ZM92 161V160H91ZM232 161V162H231ZM263 160H262V158H261V162H262ZM67 162V161H66ZM86 162V161H85ZM20 163V162H19ZM33 163H34V161H33ZM45 163V162H44ZM43 162L42 163H40L41 164V166L42 167H44L42 164H44ZM247 163V162H246ZM263 163V162H262ZM21 164V163H20ZM53 164H55V163H53ZM137 164V163H136ZM148 164V163H147ZM239 164H242L241 162H239ZM88 165V164H87ZM100 165H101V163H100ZM162 165V164H161ZM23 166V165H22ZM47 166V165H46ZM102 166V165H101ZM160 166V165H159ZM244 166H245V164H244ZM34 167V166H33ZM55 167H56V164H55ZM161 167V166H160ZM236 168L238 167V166H235ZM251 167V168H252ZM263 167V166H262ZM145 168V167H144ZM252 168V170L255 172V170ZM39 169V168H38ZM43 169V168H42ZM48 169V168H47ZM75 169V168H74ZM96 169V168H95ZM135 169H137V168H135ZM134 169V170H135ZM147 169V168H146ZM245 169V168H244ZM247 169V168H246ZM249 169V168H248ZM52 170H54V168H52ZM121 170V169H120ZM171 170V169H170ZM33 171V170H32ZM45 171H47V170H45ZM55 171V170H54ZM144 171H145V169H144ZM248 171V174H249V170H247ZM262 171H264V170H262ZM56 172V171H55ZM251 172V171H250ZM45 173V172H44ZM35 174V173H34ZM116 174V173H115ZM135 174H137V173H135ZM140 174H142V173H140ZM139 174V175H140ZM144 174V173H143ZM261 174V173H260ZM43 175V174H42ZM44 175H46V174H44ZM56 175H58L57 173L55 174V176ZM250 175V174H249ZM54 176V177H55ZM150 176L151 175H147V181L148 182H150V180H151V178H150ZM242 176V175H241ZM44 177V176H43ZM52 177V176H51ZM57 177V176H56ZM58 177H60L59 175H58ZM140 177L142 178V175H140ZM201 177V176H200ZM260 177V176H259ZM23 178V177H22ZM92 178V177H91ZM264 178V177H263ZM57 179V178H56ZM143 180H144V176H143V178H142ZM141 179V180H142ZM153 179V178H152ZM240 179V178H239ZM254 179V178H253ZM256 179V178H255ZM259 179H261V177L259 178ZM12 180V179H11ZM14 180V179H13ZM47 180H49V179H47ZM72 180V179H71ZM97 180V179H96ZM262 180V179H261ZM29 181H30V179H29ZM33 181H34V179H33ZM37 181V180H36ZM45 181H46V179H45ZM57 181V180H56ZM76 181V180H75ZM145 181V180H144ZM143 181V182H144ZM11 182V181H10ZM47 182H49V181H47ZM47 182H45L46 184H47ZM57 182H59V181H57ZM94 182V181H93ZM142 182V183H143ZM168 183H169V181H167ZM176 182V181H175ZM254 182V181H253ZM54 183H55V181H54ZM171 183V182H170ZM243 183L245 184V185H247V181L245 180V181H243ZM49 184H51V183H49ZM149 184V183H148ZM162 184V183H161ZM172 184V183H171ZM176 184V183H175ZM186 184V183H185ZM63 185V184H62ZM69 185H71V183L69 182ZM93 185V184H92ZM174 185V184H173ZM177 185V184H176ZM187 184H186V186H188ZM262 185H264V184H262ZM50 186V185H49ZM51 186H53L52 184H51ZM71 186H73V184L71 185ZM82 186V185H81ZM148 186V185H147ZM254 186V185H253ZM47 187H48V185H47ZM74 187V186H73ZM93 187H94V185H93ZM257 187V186H256ZM54 188H56V187H54ZM72 188V187H71ZM70 188V190H72ZM78 188V187H77ZM240 188V187H239ZM253 188V187H252ZM264 188V187H263ZM44 189H45V192H46V187H44ZM50 189V188H49ZM48 189V190H49ZM52 189V188H51ZM50 189V190H51ZM93 189V188H92ZM105 189H107V187L105 188ZM122 189V188H121ZM172 189V188H171ZM74 190V189H73ZM83 187H82V189H81V191L80 192H83ZM97 190V189H96ZM123 190V189H122ZM162 190V189H161ZM58 191V190H57ZM168 191V190H167ZM243 191V190H242ZM253 191H256V190H253L252 189V192ZM68 192V191H67ZM72 192V191H71ZM77 192V191H76ZM88 192V191H87ZM104 192V191H103ZM107 192V191H106ZM105 192V193H106ZM163 192V191H162ZM209 192V191H208ZM247 192V191H246ZM251 192V193H252ZM49 193H50V191H49ZM70 193V192H69ZM120 193H121V191H120ZM173 193H174V195H172V194H170L169 193V195H171L173 198L174 197H176V199L178 200V198L180 199V201H182L180 204H177L176 206L178 207V209L179 210H181V212L183 211V213H184V218H186V221H187V223L189 224V228L190 229H192L193 231H195V233L197 234V235H200L201 236V238H203L204 237V233H203V227L201 228L199 225H198V223L196 222V220L195 219H197V218H194L192 215H190V210H191V208L190 207H188L189 205L186 203V202H184V200H182L181 199V188L179 187V186H176V187H174V189H173ZM242 193V192H241ZM245 193V192H244ZM248 193H249V191H248ZM256 193V192H255ZM50 194H53V193H50ZM83 194H85L84 192H83ZM123 194V193H122ZM122 194H120V195H122ZM252 194H254V193H252ZM71 195V194H70ZM78 195H80V194H78ZM78 195H77V197H78ZM87 195V194H86ZM91 195V194H90ZM124 195V194H123ZM132 195V194H131ZM249 195H250V193H249ZM256 195V194H255ZM75 196H76V194H75ZM89 196V195H88ZM215 196V195H214ZM251 196V195H250ZM90 197V196H89ZM95 197V196H94ZM123 197H125V196H121V198L120 199H122ZM151 197V196H150ZM213 197V196H212ZM252 197V196H251ZM78 198H80V197H78ZM78 198H76V200L78 199ZM88 198V197H87ZM256 198H258V197H256ZM52 199V198H51ZM54 199V198H53ZM69 199V198H68ZM74 199V198H73ZM109 199H110V197H109ZM150 199V198H149ZM213 199V198H212ZM243 199H244V197H243ZM249 199V198H248ZM255 199V198H254ZM71 200V199H70ZM89 200V199H88ZM90 200H91V198H90ZM89 200V201H90ZM133 200V199H132ZM218 200V201H219ZM246 200V199H245ZM80 201H81V199H80ZM79 201V202H80ZM89 201H85V202H89ZM110 201V200H109ZM217 201V202H218ZM243 201V200H242ZM82 202H83V200H82ZM219 202V203H220ZM51 203V202H50ZM57 203V202H56ZM56 203H52V204H56ZM110 203V202H109ZM114 203V202H113ZM127 203V202H126ZM144 203V202H143ZM178 203V202H177ZM215 203V202H214ZM73 204V203H72ZM81 204V203H80ZM115 205H116V203H114ZM196 204V203H195ZM194 204V205H195ZM203 204V205H204ZM25 205V204H24ZM87 205V204H86ZM111 205L112 204H110V207H111ZM119 205V204H118ZM217 205L218 204H216V207H217ZM246 205V204H245ZM247 205H249V204H247ZM252 205H254V204H252ZM84 206V205H83ZM90 206V205H89ZM243 206V205H242ZM35 207V206H34ZM58 207V206H57ZM35 208H38V207H35ZM90 208V207H89ZM109 208V207H108ZM190 208V209H189ZM199 208V209H200ZM221 208V207H220ZM115 209H117V207H115ZM217 209H219V206H218V208ZM239 209V208H238ZM20 210H24V209H20ZM50 210V209H49ZM62 210V209H61ZM96 210V209H95ZM204 210V211H203ZM221 210V209H220ZM31 210H27V212L29 213ZM111 211V210H110ZM166 211V210H165ZM197 211V210H196ZM33 212V211H32ZM53 212V211H52ZM72 212V211H71ZM82 212V211H81ZM108 212V211H107ZM201 212V213H202ZM31 213V212H30ZM34 213H35V211H34ZM49 213V212H48ZM54 213V212H53ZM110 213L111 212H109V214L108 215H110ZM215 213H216V211H215ZM220 213H221V211H220ZM26 214V213H25ZM33 214V213H32ZM83 214V213H82ZM115 214V213H114ZM223 214V213H222ZM34 215V214H33ZM116 215V214H115ZM221 215V214H220ZM237 215V216H238ZM32 216V215H31ZM50 216V215H49ZM56 216H58V215H56ZM100 216V215H99ZM202 216H203V214H202ZM234 216V215H233ZM34 217V216H33ZM32 217V218H33ZM45 217V216H44ZM108 217V216H107ZM113 217H115V216H113ZM196 217V216H195ZM204 218H205V216H203ZM55 218V217H54ZM82 218V217H81ZM116 218V217H115ZM183 218V219H184ZM34 219V218H33ZM46 219V218H45ZM53 219V218H52ZM56 219V218H55ZM114 219V218H113ZM117 219V218H116ZM207 219V218H206ZM218 219V218H217ZM34 220H36V219H34ZM51 220V219H50ZM58 221H59V219H57ZM67 220V219H66ZM108 220V219H107ZM106 220V221H107ZM111 220V219H110ZM124 220V219H123ZM219 220V219H218ZM232 220H233V218H232ZM231 220V221H232ZM54 221V220H53ZM56 221V220H55ZM198 221V220H197ZM208 222H209V220H207ZM210 221H211V219H210ZM224 221V220H223ZM225 221H227V220H225ZM238 221V220H237ZM50 222V221H49ZM52 222V221H51ZM63 223H64V221H62ZM84 222V221H83ZM130 222V221H129ZM239 222V221H238ZM58 223V222H57ZM223 223V222H222ZM52 224V226H53V224L54 223H51ZM78 224V223H77ZM115 224V223H114ZM124 224V223H123ZM127 224V223H126ZM211 224V223H210ZM213 224V223H212ZM216 224V223H215ZM232 224H236V221H232V223H230L229 225H232ZM66 225V224H65ZM104 225V224H103ZM185 225V224H184ZM118 226V225H117ZM218 226V225H217ZM216 226V227H217ZM220 226V225H219ZM18 227H19V225H18ZM37 227V226H36ZM101 227V226H100ZM100 227H99V229H100ZM208 227V226H207ZM213 227V226H212ZM230 227V226H229ZM232 227H234V225L232 226ZM53 229H54V227H52ZM63 228V227H62ZM240 227L238 226V229H239ZM52 229V230H53ZM56 229H58V227L56 228ZM82 229V228H81ZM94 229V228H93ZM98 229V230H99ZM206 229V228H205ZM217 229V228H216ZM215 229V230H216ZM222 229V228H221ZM234 230L236 229V228H233ZM237 229V230H238ZM240 229V230H241ZM20 230V229H19ZM35 230V229H34ZM98 230H96V231H98ZM218 230V229H217ZM232 230V229H231ZM21 231V230H20ZM26 231V230H25ZM30 231V230H29ZM40 231V230H39ZM65 231V230H64ZM190 231V230H189ZM222 231H226V230H222ZM99 232H101V231H99ZM192 232V231H191ZM218 232V231H217ZM10 233V232H9ZM38 233V232H37ZM54 233H55V231H54ZM56 233H57V231H56ZM95 233V232H94ZM194 233V232H193ZM232 233V232H231ZM58 234H59V232H58ZM62 234V233H61ZM67 234V233H66ZM206 234V233H205ZM46 235V234H45ZM64 235V234H63ZM62 235V238L61 239H64L65 241H66V238H67V241H68V237H64ZM219 235H220V233H219ZM238 235V234H237ZM29 236V235H28ZM60 236V235H59ZM66 236V235H65ZM96 236V235H95ZM99 236V235H98ZM106 236V235H105ZM174 236V235H173ZM193 236V235H192ZM195 236V235H194ZM210 236V235H209ZM221 236V235H220ZM225 236H226V238L227 239H231L232 238V235H230V234H228L227 232L225 233ZM16 237V236H15ZM39 237V236H38ZM47 237V236H46ZM56 237H57V234H56ZM64 237V238H63ZM94 238V237H93ZM93 238H92V242H93ZM110 238V237H109ZM223 238H225V237H223ZM32 239V238H31ZM60 239V240H61ZM95 239V238H94ZM193 239V238H192ZM196 239V238H195ZM204 239V238H203ZM202 239V240H203ZM213 239V238H212ZM56 240V239H55ZM59 240V238H58V241H59V246H61V243L64 241V240H62V242ZM102 240V239H101ZM101 240H100V242H101ZM201 240V239H200ZM205 240V239H204ZM221 241H222V239H220ZM224 240V239H223ZM19 241V240H18ZM30 241V240H29ZM33 241H34V239H33ZM198 241V243L200 242L199 241V239L197 240ZM213 241V240H212ZM220 241V242H221ZM32 242V241H31ZM37 242V241H36ZM95 242V241H94ZM100 242H98V243H100ZM192 242V241H191ZM193 242H195V241H193ZM224 242H226L225 240H224ZM33 243V242H32ZM34 243H35V241H34ZM33 243V244H34ZM65 244H66V242H64ZM183 243V242H182ZM201 243V242H200ZM204 243H205V241H204ZM212 242H210V244H211ZM223 243V242H222ZM5 244V243H4ZM7 244V243H6ZM5 244V245H6ZM38 244V243H37ZM68 244V243H67ZM66 244V245H67ZM71 244V243H70ZM102 244V243H101ZM100 244V245H101ZM197 244V243H196ZM213 244V243H212ZM235 244V243H234ZM2 245V244H1ZM10 245V244H9ZM35 245V244H34ZM69 245V244H68ZM95 245H97V244H95ZM225 245V244H224ZM227 245H229L228 244V242H227ZM227 245H225V246H227ZM3 246V245H2ZM29 246V245H28ZM62 246H64V244L62 243ZM61 246V247H62ZM70 246V245H69ZM117 246V245H116ZM193 246V245H192ZM195 246V245H194ZM38 247V246H37ZM67 247V246H66ZM97 247V246H96ZM1 248V247H0ZM69 248V247H68ZM177 248V247H176ZM182 248V247H181ZM211 248V247H210ZM213 248V247H212ZM242 248V247H241ZM2 249V248H1ZM5 249L7 250V254H5L7 257L11 254V253H13L12 252V249L9 247V246H6L5 247ZM32 249V248H31ZM34 249V248H33ZM38 249V248H37ZM63 249H64V247H63ZM101 249V248H100ZM99 249V250H100ZM233 249V248H232ZM35 250V249H34ZM187 250V249H186ZM227 250V249H226ZM36 251V250H35ZM67 251H68V249H67ZM205 251V250H204ZM206 251H207V248H206ZM235 251V250H234ZM237 251V250H236ZM65 252V251H64ZM186 252H188L189 253V251H186ZM201 252V251H200ZM6 253V252H5ZM193 253V252H192ZM192 253L190 254L191 256H192ZM208 253V252H207ZM230 253H232L231 251H230ZM241 253V252H240ZM206 254V253H205ZM32 255V254H31ZM210 255L213 257V261L215 262V264H220L219 263V260H217V258H216V256H215V253H214V249L212 250L211 249V251H210ZM188 256V255H187ZM194 256V255H193ZM230 256V255H229ZM245 256V257H244ZM61 257H63L64 258V256L62 255ZM222 257V256H221ZM5 258V257H4ZM13 259V258H12ZM31 259H32V256H31ZM209 259H210V257H209ZM98 260V259H97ZM211 260V259H210ZM68 262V261H67ZM250 262V261H249ZM248 262V263H249ZM247 263V262H246ZM115 264V263H114ZM212 264H214L213 262H212ZM250 264V263H249Z\"/></svg>", "mask_w": 264, "mask_h": 264}, {"label": "water", "instance_id": "3", "mask_svg": "<svg viewBox=\"0 0 264 264\" xmlns=\"http://www.w3.org/2000/svg\"><path fill=\"white\" fill-rule=\"evenodd\" d=\"M214 10H211V11H208V12H213ZM217 11H220V9H217L215 12ZM264 11V10H263ZM221 12V11H220ZM201 12H198V14H200ZM192 14V13H191ZM191 14H188V15H191ZM192 17H195V14L192 15ZM254 24H257L256 22L254 21H249V22H246L247 26L249 27V29H252V30H255L256 31V28L255 26L253 25ZM257 27L259 28H262L264 29V25H256ZM144 32V31H143ZM114 40H111V41H108L107 44H110V43H115V41H118L121 39V37H116V38H113Z\"/></svg>", "mask_w": 264, "mask_h": 264}]
</instances>
